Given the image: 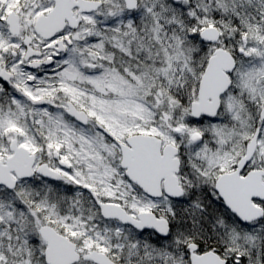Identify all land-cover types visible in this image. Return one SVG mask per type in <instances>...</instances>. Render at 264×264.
Masks as SVG:
<instances>
[{
    "label": "rangeland",
    "instance_id": "obj_1",
    "mask_svg": "<svg viewBox=\"0 0 264 264\" xmlns=\"http://www.w3.org/2000/svg\"><path fill=\"white\" fill-rule=\"evenodd\" d=\"M222 1L180 0V3L174 4L171 0H143L136 11L127 13L120 0H106L107 11L113 14L112 19L120 17L121 21L114 24L112 19L107 20L109 24H106L105 28L110 31L105 33L106 41L103 47L107 50H117L116 55L117 52L118 57L123 54L121 58L125 60L120 61V68L112 66L110 69H102L104 76L97 80L119 82L117 90L103 88L98 84L92 89L97 95L118 92V105L108 101L102 102L98 97L83 92H80L79 96L75 95L77 88L73 84L65 83L64 87L56 88L61 97L69 98L80 106L85 107L89 103L95 108L105 107L107 114H113L112 120H108L107 128L118 140L122 141L134 133L150 135L160 140L164 146L171 145L179 151L177 158L183 162L184 172L183 178L180 179V185L184 188L182 202L175 208L166 201L151 204L137 199L134 209L138 212L144 208H161L158 210L160 216L177 213L184 215L186 220L192 216L196 222V215L205 212L206 206L211 207L210 200L205 202L203 198V204L199 199L201 195L198 196L196 192L202 190L206 184L212 186L218 175L232 169L230 167L243 156L256 128H261L262 131L261 137L257 139L258 147L252 164L264 165V123L258 118L264 105V26L254 25L256 22L250 24L254 18L247 21L249 24L236 25L242 43L237 53H232L236 67L230 75L231 87L220 97L216 116L213 119L191 117L190 107L197 102L198 83L208 59L214 50L225 49V39L234 37V31L228 28L223 33L220 31L217 44L206 45V49L201 48L203 44L199 40V33L202 29L212 26L210 22L213 15L219 18V10L226 11ZM163 2H166V7ZM241 3L246 6L247 0H242ZM236 10H233L234 13ZM244 18L247 19L245 13ZM206 22L207 24L203 25ZM111 41L115 44H110ZM227 41L229 42V39ZM101 48L102 44L98 49ZM109 56L114 57L111 54ZM137 57H144V67H140L135 81L130 83L125 74L132 72V69L138 70ZM79 59V63L69 61L68 64H93L88 56ZM68 74H71L69 80L78 83L74 72ZM44 96L53 97L51 92ZM49 117L52 119L51 115ZM18 121L16 117L3 120L0 115V152L3 151L5 143L9 144L11 136L15 139L22 138L23 146L38 152L35 143L16 133L17 129L36 128L33 126L32 116L26 122ZM42 123L41 129L48 130L51 136V144L47 147L65 146L67 124L57 122V125L44 127L46 122L43 120ZM87 144H91V141L86 140L79 146L77 166L82 167L74 170L79 175L86 176L85 178L89 176V172L94 178L113 180V163L118 160L117 152L106 144L99 146L101 151H91ZM61 154L63 161H67L66 152L61 151ZM199 171L204 173V177ZM60 173L63 178L70 176L66 171ZM36 192L41 194L36 197ZM66 194L62 184L40 185L37 189L28 190L23 197L25 200H19L20 197L15 194L8 195L0 188V211L7 216L6 222H2L3 218L0 216V224H6L8 235L0 231V264H43L41 250L33 245L36 243V231L32 227L31 232L26 233L31 237L24 236V230L28 226L23 223L37 226L52 222L57 226L69 227L65 215L69 200ZM20 209L31 210L24 222L21 221L22 215L16 212ZM67 231L69 237L78 240L79 235ZM106 232L107 230L102 228L93 235V240L90 239L94 243L98 240L104 241L103 249L115 257L119 264H187L184 259L185 249L183 248V252L178 244L175 248L173 245L172 248L162 250V247H153L150 239L133 238L129 232H124V235L117 232L115 247L107 244L109 239ZM242 237L248 239L245 235ZM180 242L186 243L182 237Z\"/></svg>",
    "mask_w": 264,
    "mask_h": 264
},
{
    "label": "flooded vegetation",
    "instance_id": "obj_2",
    "mask_svg": "<svg viewBox=\"0 0 264 264\" xmlns=\"http://www.w3.org/2000/svg\"><path fill=\"white\" fill-rule=\"evenodd\" d=\"M134 1L136 8L130 11L131 13L139 8L143 0ZM120 2L124 11L128 13L129 11L125 9L124 0H120ZM166 2H163L164 7L167 6ZM56 5L61 7V11L60 16L53 18V20L62 24V27L59 31L54 32L49 39H45L36 31L35 26L38 22L48 18ZM244 7L248 19L246 22L250 18H254L252 23L257 22L264 26V0H247V5ZM112 18L111 11H107L106 0H0V115L3 120L16 117L19 119L18 122L22 123L32 116L33 126L36 128L17 129L16 133L21 137L23 135L28 137V140L35 143L38 148V152H34L30 147L23 146L22 138L15 139L11 136L9 144L5 143L3 151L0 152V162L6 164L7 160L13 156L10 147L14 142L17 148L26 149L29 156L33 157L31 169L33 175L17 179L13 189L4 186H0V188L8 195L15 194V196L20 197L19 200H25L23 197L28 190L37 189L40 185L58 186L62 184L67 191L66 196L69 197L65 211L69 227L57 226L52 222H44L37 226L23 223L26 227L28 226L24 230V236L31 237V235L27 236L26 233H30L32 227L36 231L37 238L34 239L36 243L33 245L41 250L43 264H46L45 250L47 248V243L42 239L40 233L43 228L52 230L73 246V255L76 256V259L73 257V260L68 264H95L86 259L87 256L94 253L105 256L113 264H119L115 257L103 249L104 241L98 240L95 243L92 241L93 235L102 228L107 230L106 234L109 239L107 244L115 247L117 232L121 235H124V232H129L133 238L150 239L152 245L154 238L160 239L152 230L139 231L130 225L123 224L116 218H106L102 213L101 205H110L120 208L134 220L139 214L151 213L157 219L166 221L169 234L165 240H158V244L169 248H172L173 245L175 248L178 244L181 249L184 248L186 253L184 259H186L187 264H190L192 254L197 257L210 254L208 264H264V165L252 164L255 151L250 160L245 162L243 166H238L240 159L245 155L248 144L244 149L243 156L230 167L231 170L218 175L212 186L206 184L202 190L196 192L198 196L201 195L199 199L202 202H204L203 198H205V202L207 199L210 200L209 205L211 207L206 206L205 212L196 215L198 220L194 222L195 241L181 243L172 240V238L178 231H182V226L187 224L184 215L173 213L171 216H160L158 210L161 208H144L138 212L134 207L137 205V199H141L151 204L166 201L176 208L177 204L182 202L181 197L184 189L180 185V179L183 178L184 173L182 171L183 162L177 158L179 166L175 174L181 195L174 199L166 196L162 180L160 185L161 197L149 196L126 176V170L121 167V145H124L126 139L136 135V133L122 141L118 140L113 132L107 128L108 120H112L113 114H107L105 105L103 109L95 108L86 101L88 106L86 104L85 107L80 106L68 97V99L61 97V94L56 90V88L64 87L65 83L73 84L77 88L74 92L75 95L79 96L80 92H83L98 97L102 102L108 101L118 105L116 102L119 99L118 92H106L97 95L94 90L97 84L103 88H115L117 90L119 84V82L112 83V81H105V79H101L100 82L97 81L104 76L102 69L111 68L110 64H107L112 61V57L109 55L114 56V61L123 55L120 54L118 57V52L117 55L115 53L117 50H107L103 47L106 41L105 33L110 31L105 26L109 24L107 20ZM112 21V23L117 24L121 18L114 17ZM51 33L52 29L46 34ZM112 43L115 44L111 41L110 44ZM100 44H102V48L98 49ZM85 56L90 57L93 64H68L69 61L79 63V58ZM71 72H74L78 83L69 80L71 74L68 73ZM48 92H51L52 98L44 96ZM69 104L78 113L84 114L86 119L84 124L68 114ZM50 115L52 119L49 117ZM258 116L259 120L262 121L261 123H264V118L261 119L260 114ZM56 118L57 120H55ZM43 120L46 122L44 127H49L52 124L57 125V122L67 124V137L65 144L63 143L65 146L47 147L51 141V136L48 130L41 129ZM63 124L60 125L65 126ZM258 131L260 138L261 128H258ZM86 140L91 141V144H87V148L91 151L99 150V146L106 144L112 146L117 152L118 160L113 163V180L94 178L89 172L87 173L89 176L85 178L86 176H81L74 170V168L80 169L82 167L77 166L79 163L77 151L80 150L79 146ZM61 151L66 152L67 161H63ZM178 154L179 151L177 150V157ZM62 164L66 166H62ZM41 166H46L47 169L57 173L59 178L53 180L40 176L37 170ZM60 171H66L70 176L63 178ZM198 173L204 177V173L202 174L201 171ZM222 175L229 176L227 186L233 191L231 196L235 198L231 205L236 210L237 207H241L239 211L243 213L246 218L245 221L233 213L219 196L216 183ZM12 177H15L14 174ZM38 184H40L39 187ZM39 194L41 192H36L34 195L37 197ZM16 212L22 215L21 221L24 222L31 210L20 209ZM259 212L261 217H259ZM0 216L3 218L2 222H6L7 216L3 214L2 210ZM19 225H21L20 222ZM67 230L71 234L79 235L78 240L69 237ZM0 231L6 232V224H0ZM174 231L177 232L174 234ZM242 235L247 236L249 240L243 238ZM6 236H8L7 232ZM32 237L34 236L32 235ZM37 245H40L42 249ZM189 246L194 248L189 249Z\"/></svg>",
    "mask_w": 264,
    "mask_h": 264
},
{
    "label": "water",
    "instance_id": "obj_3",
    "mask_svg": "<svg viewBox=\"0 0 264 264\" xmlns=\"http://www.w3.org/2000/svg\"><path fill=\"white\" fill-rule=\"evenodd\" d=\"M173 1L178 2L180 0ZM124 2L126 9L133 10L136 8L134 0H124ZM60 9L61 7L56 5L53 12L48 15V18L38 22L35 26L36 31L43 38L49 39L54 32L61 29L62 24L53 20V18L60 16ZM50 29H52V33L47 35L46 33ZM199 38L203 43L215 44L219 40V32L215 28H206L201 31ZM234 68L235 61L233 57L223 49L216 50L208 59L198 86V100L191 105V116L193 118L200 116L214 117L216 115L219 109V98L229 89L230 80L228 75L232 73ZM68 114L82 124L86 122L84 114L78 113L70 104L68 105ZM260 118H264V107L261 110ZM258 133L259 131L256 130L246 148L244 157L239 161V167L243 166L254 155ZM126 144V146L121 145V167L126 170V176L131 181L153 198L161 197L160 185L162 180L166 196L174 199L181 195V190L175 177L179 166L178 159L175 158L177 155L176 148L167 145L161 150L160 141L155 137L144 135L130 137L126 140ZM10 149L13 152V156L7 160L6 164L0 162V186L13 189L16 179H23L33 175L31 170L33 157L29 156L26 149L17 148L14 142ZM62 166L66 165L62 164ZM12 173H14L16 179L12 178ZM37 173L42 177L53 180L59 178L57 173L47 169L46 166L39 167ZM228 180V175L219 177L216 183V190L225 205L238 215L242 221H245L246 218L239 211L241 207H237L236 210L231 205L235 198L231 196L233 191L227 186ZM101 210L106 218H116L123 224L130 225L139 231L152 230L160 238H166L168 235L169 230L166 221L157 219L151 213L139 214L137 219L134 220L116 206L101 205ZM259 214V217H261L260 212ZM40 233L42 239L47 243L45 250L46 264H68L73 260L72 245L48 228L41 229ZM192 248L194 247L189 246V249ZM210 256L208 254L197 257L192 254L190 262L191 264H208ZM74 259H76V256ZM86 259L93 261L95 264H113L105 256L95 253L87 256Z\"/></svg>",
    "mask_w": 264,
    "mask_h": 264
},
{
    "label": "trees",
    "instance_id": "obj_4",
    "mask_svg": "<svg viewBox=\"0 0 264 264\" xmlns=\"http://www.w3.org/2000/svg\"><path fill=\"white\" fill-rule=\"evenodd\" d=\"M242 0H223V7L225 8L226 6V11L222 12L221 10H219V18H217L216 15H213L212 20H211V25L216 27L219 32L221 31L222 33L225 32L224 30H228V28L231 31H234V37H229V42L227 41L228 39H225V43L223 42V47L229 51L231 54L232 53H237V50L239 49V47L241 46V41H240V34L239 32L236 30V25L237 24H242V23H247L246 20L244 18V13L246 11L245 7L242 5L241 3ZM230 6H228V5ZM231 7H234V9L236 8V12L234 13V9L232 10ZM255 22H251L250 24H254ZM206 23H204L203 25H206ZM249 24V23H247ZM246 24V25H247ZM259 23H255L254 25H258ZM245 25V26H246ZM202 49H206L207 46L206 45H202L201 46ZM137 66H138V70H133L132 72L125 74V78L130 82L133 83L135 80L134 78L138 75L139 69L140 67L143 68L144 67V57H137ZM121 60H125V58H118L114 61V58L112 57V61L108 62L107 64H110V67H114V68H120V61ZM115 64V65H114ZM136 64V63H135ZM132 68V67H130ZM186 220V219H185ZM182 231H176L177 234H175L176 232L174 231V237L172 238V240L175 241H180V237L184 238L185 242H194L195 241V230H194V221L192 216L189 218V220H187V224L181 227ZM159 241H161L160 239H153V247L155 246L156 248H160V249H164L168 248V246H163L162 244H158ZM162 245V246H161ZM165 245V244H164Z\"/></svg>",
    "mask_w": 264,
    "mask_h": 264
}]
</instances>
